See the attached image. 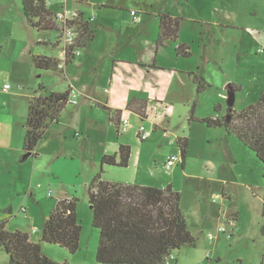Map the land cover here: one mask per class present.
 <instances>
[{
    "label": "rangeland",
    "instance_id": "374dc122",
    "mask_svg": "<svg viewBox=\"0 0 264 264\" xmlns=\"http://www.w3.org/2000/svg\"><path fill=\"white\" fill-rule=\"evenodd\" d=\"M168 2L172 0H167ZM179 3L184 16L180 23L181 35L188 41L193 39V30L198 26L199 22L204 25L205 30H210L205 22L227 21L229 24L233 20L248 30L241 35L243 31H234L233 27H227L222 31L220 27L216 29L214 36L213 50L219 48L224 52L223 66L231 75V80L244 86V100L237 92L234 108L242 109L246 104L255 102L259 93L260 86L264 85V50L259 49L264 46V0H174ZM69 0V5H71ZM139 3L140 0H134ZM163 7L167 3L162 4ZM72 8H68L70 10ZM172 11H177L178 7H172ZM123 14H129L127 10H117ZM57 22H59L57 20ZM221 32H224L222 34ZM226 32V33H225ZM158 33L155 34L154 40ZM211 34V31H209ZM248 34V35H247ZM149 34H141V38H146ZM57 33L55 31L37 32L31 28L23 15L20 0H0V42L3 46L0 55V70L3 78L0 84L8 83L11 96L0 100V134L7 138L10 131V125L6 119L7 114L14 112L19 129V141L24 135L25 119L28 110V95H32L37 89L39 83H44L46 91H63L66 88V77L61 72L40 71L34 68V75L31 84L17 86V79L28 77L29 67L24 62V47L29 45L30 51L33 53H51V47H42L37 45L40 39H52L56 41ZM235 36V39H232ZM209 35L202 42L201 52L204 49V42L207 41ZM132 41L138 36H131ZM239 38L242 42L239 43ZM156 41V40H155ZM197 41V40H196ZM209 41V38H208ZM193 43V42H191ZM169 48V45H164ZM195 52L194 59L197 60V42L193 43ZM84 49H81V51ZM41 51V52H38ZM5 56V59H3ZM193 58V57H192ZM201 61L200 71H207L213 67L210 63L204 64ZM67 72L76 75L82 73L81 70L73 65H67ZM83 72L87 81H91L93 75H97V69ZM91 73V74H90ZM108 75L99 77L103 83V89L108 88ZM206 83L205 77H202ZM209 79V78H208ZM209 81H211L209 79ZM31 83V82H30ZM3 86V85H2ZM208 89H206L207 91ZM214 90V89H213ZM205 91V92H206ZM213 92V91H210ZM7 94V93H6ZM212 94V93H211ZM209 95H204L202 100L197 104L192 102L188 106L179 104L173 105L172 114L167 113L163 106L160 110L168 121L169 125H165V129H156L152 132V120H142L139 115L130 111L123 112L122 120H128L127 130L120 137V140L129 143V145L141 148V151L147 158L154 177H148V181L152 185H157L158 181L175 182V191L181 195L180 207L184 213L190 231L197 238L196 246H183L172 252V259L168 264H264L263 259V239L260 234V224L262 223V196L264 191V180L262 177V164L255 157L254 153L248 148H240V161L234 167L235 178L227 183L225 192L222 194L220 188L215 186L207 190V181H201L192 177H183V171L180 161L177 162V176L172 178L171 173L162 167L164 157L161 155L178 154L175 137L176 134L187 136L189 141L192 140L196 154L211 155L214 150L215 141L211 137L213 131L220 128H209L205 123L188 122L189 113L193 116L207 115L212 113L213 107L211 102L206 101ZM75 100L77 98L75 97ZM225 104V103H224ZM74 104L67 105V109L72 108ZM160 111V112H161ZM157 112V111H156ZM196 118V117H195ZM123 124V123H122ZM121 124V130L123 125ZM150 131L149 138L139 141L136 137V131L140 126ZM191 127L202 128L204 134H195ZM113 138L116 132L112 129ZM169 133L170 135H167ZM76 136L78 135L75 134ZM73 133H68V143L77 147L73 148L78 158L79 152L81 157L91 154L96 147L93 140L87 142L82 141V136L75 137ZM97 134L94 140H96ZM77 139V140H76ZM69 140V141H68ZM213 141V142H211ZM23 143V140L21 141ZM139 146V147H138ZM157 147H161L158 148ZM190 148V147H189ZM249 150V151H248ZM39 156L44 155L45 150H38ZM169 155V156H170ZM197 155V156H198ZM21 153L13 160L9 151L6 150L0 158V219L4 217L5 209L11 208V215L7 219L5 228L9 231L22 230L29 234L31 241L39 242L41 252L47 257L67 264H99L96 262L95 255L98 244V231L91 223V210L87 193L86 170L79 163H74L70 159H60L50 166L49 169L45 165V160L34 159L31 156L25 160H21ZM168 156V157H169ZM160 158L162 160L160 161ZM190 166V165H189ZM192 172L198 171V165L193 164ZM123 171V170H122ZM103 177V176H102ZM179 177V178H178ZM55 182L54 186L59 187L61 191L69 193L68 198H77V215L81 225L79 248L74 253H70L66 248L57 244L39 241L41 236V227L48 217L50 211L56 204V197L49 195L48 191L53 190L49 182ZM165 181V182H166ZM164 182V183H165ZM204 187V188H202ZM180 189V190H178ZM236 215V218H235ZM223 227L224 231L218 228ZM8 255L3 249H0V264H7Z\"/></svg>",
    "mask_w": 264,
    "mask_h": 264
},
{
    "label": "crops",
    "instance_id": "0c3cea01",
    "mask_svg": "<svg viewBox=\"0 0 264 264\" xmlns=\"http://www.w3.org/2000/svg\"><path fill=\"white\" fill-rule=\"evenodd\" d=\"M70 3L71 5L68 6L69 0H48L47 2L48 9L54 13L61 12L68 8H72L70 10H74L75 12H81L83 14V19L88 21L90 29L93 30L92 41L87 47L83 48L84 50L81 51V49H78L79 53L75 54L70 65L74 64V67L80 70L82 68L83 72L87 69H89L88 72L97 69V73L99 74L97 77L93 75L89 82L84 76L82 77L83 72L76 75L68 73L67 66H65L64 71L61 72L63 76L66 77L65 90L69 87L74 90L71 102L74 105L70 109H67V106L65 107L59 120L46 129L35 149L36 155L32 158L38 159L42 157L41 159L45 160L46 166L48 164L49 167L61 161L60 159H70L72 162H77L82 165V168L86 170L87 180L90 181L98 172L100 159L103 155L116 153L120 144L129 145V143L120 140V137L127 130L126 125L129 122L127 124H122L123 130H121L120 127L117 131L109 121L108 109H121L123 115V112L130 111L126 110V106L132 99L145 102L147 105L145 114L146 119L152 120V132L159 128L165 129V125H169L168 121L164 119L166 117L160 115V113L163 114L159 109L160 106H163L167 113L172 114L174 110L173 105L179 104L188 106L192 102H196L197 104L202 100L204 95H209L206 101L211 102L213 107L212 113H207V115H195V117L201 119L214 114L222 116L226 113V110H228V84H234V86L232 85L235 89L234 103L237 92L241 95L242 99L247 100L244 98V86L232 81L231 75L222 64L224 60L222 52L224 51L219 48L218 54L217 50L212 49L213 39L218 27H220L222 31L226 30L227 27H233L234 31L237 32L243 30L241 35L246 31L248 32L245 27L238 25L235 20L230 24L227 21L220 20L215 23L205 22L210 30H205L204 25L199 22V27L195 26L193 30L192 41H188L182 36L180 30L176 42L169 41L166 43V45H169V48H167V46L157 48L156 39L154 40V37L155 34L158 33V15L160 13H169L173 17L184 16L178 2L174 0L170 2L167 0H140L139 3H135L134 0H88L86 3H77L75 0H71ZM164 3H167V6L163 7L162 4ZM172 7H178V10L172 11ZM117 10H127L129 14H123ZM131 10L136 12L139 18L138 21L134 20L133 16L130 14ZM209 31H211V34H209ZM144 33L149 35L146 38L139 37ZM221 33L224 34V32ZM130 35L134 36V38L138 36V38L132 41ZM207 35H209V41L207 38V41L204 42L205 45H203V52H201L202 42ZM235 38V36H232V39ZM51 40L52 39L48 38L39 39L37 41L36 44L39 46L51 47V53L40 54L62 57L64 55L62 41L54 47L53 43L55 41ZM178 42L185 43L189 46L192 52L191 57L183 58L176 55L175 48ZM191 42H197L196 52L198 57L202 59V63L205 65H210V63L213 64V67L209 68L207 71L208 75L204 74L203 68L202 71H200L201 75H199L198 67L201 68V61L199 58H197V60L194 59L195 52L192 47L193 43ZM240 42H242V38H239V43ZM2 49L3 46L0 42V55ZM24 54V62L26 61L29 67L28 77L26 80L24 78H18L17 86H19V84L23 85V83L33 86V84H35V82L32 81L34 66L31 57L33 52L30 51L29 45L24 47ZM5 56L4 54L3 59H5ZM47 72L55 71H44V73ZM192 73H195L199 77H205L207 81L210 82L206 88L208 89L207 91L205 89L200 94H197L196 86L192 80ZM104 74H109V76L107 82L108 88L103 89V83L99 80V77ZM1 78H3V76L0 74V79ZM208 78L211 81H209ZM42 84L44 85V83ZM2 85L0 84V100L11 96L10 91H8L10 88L3 90ZM261 89L262 85L259 88V93ZM34 93H32V95ZM32 95L28 96L31 97ZM75 97L77 100H75ZM234 103L232 109L235 111L241 110L234 108ZM215 106H218L217 113L214 112ZM190 115L191 113H189V117ZM16 117V114L10 111L6 116L10 125V131L7 138L0 134V158H2L6 150H8L12 156V160L20 153L22 155L20 156L22 157L21 160L30 157L29 155L23 158L24 154L22 152L21 143L23 138L19 141L20 128L18 129ZM192 121L197 122L195 120ZM112 129L116 132L117 137L115 139L113 138L112 132L110 134ZM137 131L136 137L141 142L138 138ZM70 132L73 133V135L78 133L75 137L82 136L83 142L93 140L96 143V147L90 155L87 154L82 158L79 152L78 158L73 157L75 152L71 147H77V145L68 143L67 147L64 146L68 139V133ZM192 132L195 134L205 133V131L199 127H191V134ZM22 134L23 132L21 133V137L24 136ZM96 134L97 138L94 140ZM166 134L170 135L169 133ZM177 136H182V134L180 135L178 133L176 134V137ZM211 137H213V141H215V146H213L214 152L210 156L208 154H196L194 151L196 146L193 141H189L188 138V150L184 165L182 166L180 164L183 171L182 179L183 177H192L190 174H195V178L201 181H207V190L217 186L223 194L225 192L224 186L235 178V165L237 162H241L239 156L241 152L240 148L247 149V147L234 136L228 135L224 128L213 131ZM148 138L149 136L145 140ZM129 146L131 147V153L128 165L126 167L104 166L103 179L119 183L160 188L170 185L172 189L175 188L173 179L167 182L166 180H168V178L164 181H158L157 185L150 184L148 177H154L155 173L147 162L146 155L142 153L141 148H137L136 146L133 147V145ZM158 148L161 147H157V149ZM37 149L39 151L45 150L44 155L39 156L40 153H38ZM171 153L161 155V157H164L161 165L162 167H165L166 160ZM161 160L162 158H160V161ZM193 164L198 165V171L192 172L190 170L193 168ZM52 166H50L49 169H52ZM176 166L171 169L165 168L171 173L172 178L177 176ZM49 183L53 190L49 189L48 194L54 195L56 201L59 198L69 195L66 191H61L59 187L54 186L55 182L52 181ZM87 185L85 184L86 187Z\"/></svg>",
    "mask_w": 264,
    "mask_h": 264
},
{
    "label": "trees",
    "instance_id": "16d2710c",
    "mask_svg": "<svg viewBox=\"0 0 264 264\" xmlns=\"http://www.w3.org/2000/svg\"><path fill=\"white\" fill-rule=\"evenodd\" d=\"M27 24L40 31H55L56 47L62 39L63 25L57 22L53 11L48 9V0H20ZM86 3L88 0H75ZM156 47L167 42H176L182 18L169 13H160ZM65 26L75 28L76 35L72 44L65 48L62 57L33 53L31 60L34 68L40 71L63 72L64 67L72 62L78 49L89 45L93 39V30L81 12H76ZM177 56L189 58L192 52L185 43L178 42L175 48ZM62 64V68L59 67ZM192 80L197 94L203 92L208 83L202 77L192 73ZM234 86V84H232ZM74 90L69 87L64 91H46L39 83L35 93L30 97L25 119L22 152L35 157V149L46 129L56 123L65 107L72 102ZM146 119L145 102L132 99L126 106ZM109 121L118 131L122 124V110L108 109ZM214 112H218L215 106ZM229 114V119L227 115ZM195 120L205 123L209 128H224L228 135L234 136L246 146L262 164L264 180V85L255 102L239 111L232 109L222 116L216 114ZM143 141V140H141ZM180 164L188 150V137L175 138ZM131 153L128 144H120L114 154H105L100 159L98 172L87 185L88 200L91 210L92 226L98 231V244L95 259L99 264H168L172 252L183 246H196L197 238L190 231L184 213L180 207L181 195L170 185L165 187L126 184L103 179L104 166L126 167ZM0 219V249L8 255L7 264H67L55 261L41 252L39 242L31 241L26 231H9L5 228L11 215L7 207ZM262 223L259 230L263 239L264 259V191L262 196ZM236 218V215H235ZM81 225L77 215V198L62 197L56 201L54 208L41 227L40 241L57 244L74 253L79 248Z\"/></svg>",
    "mask_w": 264,
    "mask_h": 264
},
{
    "label": "built area",
    "instance_id": "2783aa9c",
    "mask_svg": "<svg viewBox=\"0 0 264 264\" xmlns=\"http://www.w3.org/2000/svg\"><path fill=\"white\" fill-rule=\"evenodd\" d=\"M130 14L133 16L134 20H137V21L139 20L138 16L136 15V12L134 10H131ZM75 16H76V12L74 10H67V9H64L61 12H57L55 14L56 20H58L63 25L61 41L63 43L64 52H65V48H67V46H69L70 44L73 43L75 35H76L75 28L72 26H65V23L68 20H72ZM263 50H264V46H262L260 51H263ZM78 53H79V51L76 52V54H78ZM59 67L62 68V64H59ZM9 87H10L9 84H4L3 90H7ZM122 122H123V124L128 123V121L126 119L123 120ZM137 133H138V138L140 140H145L150 134V132L148 130H146L144 128V126H142V125L138 128ZM177 162H179V155L178 154L177 155L176 154L170 155L166 160L165 168L171 169L177 164ZM218 230L223 232L224 228L219 227Z\"/></svg>",
    "mask_w": 264,
    "mask_h": 264
},
{
    "label": "water",
    "instance_id": "95a60500",
    "mask_svg": "<svg viewBox=\"0 0 264 264\" xmlns=\"http://www.w3.org/2000/svg\"><path fill=\"white\" fill-rule=\"evenodd\" d=\"M234 97H235V89L232 86V84H228L227 85V106H228L227 113H230L232 111V106L234 103ZM227 119H229V114L227 115ZM28 156H29V153L24 154L23 158H26Z\"/></svg>",
    "mask_w": 264,
    "mask_h": 264
}]
</instances>
